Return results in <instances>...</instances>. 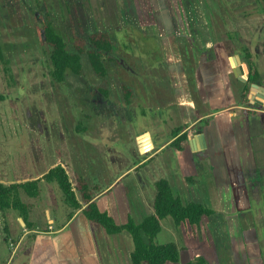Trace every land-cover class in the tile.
I'll list each match as a JSON object with an SVG mask.
<instances>
[{
  "label": "rangeland",
  "instance_id": "374dc122",
  "mask_svg": "<svg viewBox=\"0 0 264 264\" xmlns=\"http://www.w3.org/2000/svg\"><path fill=\"white\" fill-rule=\"evenodd\" d=\"M263 10L264 0H0V41L7 60L0 64V178L14 182L36 177L61 159L74 180L77 170L72 166L73 155L91 183L99 174L100 184L106 185L119 174L106 169V150L100 143H92L93 139L102 137L116 146L122 163L119 170L125 171L143 158L138 135L149 131L155 143L154 159L120 178L110 196L134 193L135 186L140 185L153 203L154 182L166 178L184 203L201 202L216 210L199 227H181L177 233L171 218L161 221L159 243L179 242L183 246L187 242V248L180 250V261L167 264H183L197 255L207 258L208 264H261L253 258L259 255L264 259V175L256 169L245 170V175L230 169L232 189L237 197H244L241 203L248 207V218L243 219L246 213H241L234 202L225 203L227 207L220 205L219 193H225V184L211 164L209 151L197 156L187 153L184 160V154L167 142L179 125L173 97L178 93L181 74L177 63L171 61L173 56L189 66L188 99L199 108L193 109L192 119L222 105L248 103V92H239L243 81L234 77L232 70L221 81L220 74L214 77L219 84L216 87L223 86L222 81L230 84L229 92H239L240 100L230 94L227 101H219L215 96L221 89L210 88L213 100L208 101L207 87L197 85L194 72L198 62L212 54L222 72L233 67L234 56L244 57L241 34L245 33L249 44L250 28L264 23ZM48 15L70 51L75 49L76 37L87 38L96 31L110 33L115 61L107 63V84L95 75L86 54L82 55V75L69 71L64 82L54 80L51 49L40 35ZM242 60L247 74L248 64ZM123 85L132 90L130 104ZM140 142L143 151L152 148L148 135ZM192 169L195 174L189 173ZM40 186V197L24 195L23 200L34 203L32 217L38 228L46 229V208L59 216L71 209L64 204L58 183L42 181ZM211 193L213 205L208 199ZM16 215L12 209L0 211V264H58L50 242L33 246L32 239L26 237L17 244L21 228ZM93 226L105 232L100 225ZM246 228L255 231V242L251 234L244 236ZM124 233L133 248L131 235ZM248 251L251 261L245 263L242 254Z\"/></svg>",
  "mask_w": 264,
  "mask_h": 264
},
{
  "label": "crops",
  "instance_id": "0c3cea01",
  "mask_svg": "<svg viewBox=\"0 0 264 264\" xmlns=\"http://www.w3.org/2000/svg\"><path fill=\"white\" fill-rule=\"evenodd\" d=\"M263 14H264V10H263ZM255 28L256 29L250 28L249 30L250 32L248 38L249 44L245 40L246 39L244 36L245 33L243 34V36L241 34V38H243V44H244V46L242 47L246 46L252 55V61L254 67L253 71L257 72L258 74V81L256 83L260 84L261 86H264V23L261 25L260 24L257 25ZM212 46L213 43L210 44V46L208 47H212ZM214 58L215 55L212 54L206 58L207 59L206 61L204 58V61L198 62L196 68L197 70L195 69L196 71L194 72V77L197 80L196 81L197 85L201 88L207 87L208 101H210L211 100L210 98L213 97L210 88L215 90V88H218L216 87V85H219L218 81L216 82L214 77L220 74L222 78L221 77L218 78L221 81V79L223 80V78L229 77L230 70H232L233 72V67H234L233 66L226 69L224 73L220 70V68H218V66L215 65ZM171 61L177 63L178 70L181 74L180 77L181 83L178 85L179 86L178 93L173 97L174 117L179 124L177 125L176 129L183 128L184 130L182 133L187 132L189 134V145L184 150H179L177 147L176 149L179 151L180 155L184 154V158H185L184 160L187 159V157H185L187 153L188 154L191 153L193 156H197V154L199 153H202L204 151H209L210 155L212 156L211 164L214 165L215 171L220 172V179L222 180L221 183L225 184L224 186L225 193L224 194L219 193L218 200H220L221 202L220 205L225 206L226 205L225 203H229L231 201L234 202L235 206L238 207L241 213L242 212L246 213L242 217L244 219L245 216L247 217L246 210L248 209V207L247 204L241 203V199L242 201H244L243 200L244 197L240 195L241 198L240 199L239 197H237L238 195H236V191L232 189L233 188L232 184L234 179H231L230 175L232 173L230 171L234 169L237 171L236 173H238L239 175H245L246 174L245 170H250L252 172L253 169H256L258 174L262 173L264 175V106L258 104L251 97V94H255L254 92H252L251 88L249 92L245 91L244 89L245 82L239 80L243 84V88L239 92H241L243 95L244 92H248V96H247L248 103L243 104L236 102L232 104H227L225 106L222 105V107L220 108L213 109L212 111H206L204 114L202 113L197 119H192L193 118L192 115L194 112L193 109H195L196 111L199 108L198 107L195 108L193 103L190 102L188 99V92H187L188 80L191 79L187 75V70L189 66L187 64V61H182V59L177 56L175 57L173 56ZM215 71H217L216 72L217 74L215 73ZM220 83L223 85V86L220 85L218 88L221 89L220 90L221 96L217 94V96H215V99L218 100L219 98L220 99L219 101L221 100L227 101V97L231 94L233 95V97L234 95H237L238 100H240L239 98H241L242 95L239 92L237 94L229 92L231 91L230 89H228L229 88L228 86H230V84L225 85L223 81ZM201 134H204L205 136V141H206L205 143L203 142L201 137L197 138V136L198 135L200 136ZM144 135L149 136V142L150 145L152 146V148L148 151H143L140 142V138ZM178 136L173 137L172 134L167 144L172 146L173 145L172 143L175 141V139ZM194 137H196V143H194V145H191L190 140H192ZM92 143L101 144V147H103L107 153L108 162H107V166L105 165L106 169L110 172H112L113 169H115V171H117L119 175L118 177H116L114 181L106 185H101L100 184L101 177L99 176V174H96L94 178V183H91V181L88 180V173L86 170H84L83 165L79 164L78 160L75 159L76 157L72 155L73 157L72 166L77 170L75 178L77 176L82 177L88 182V184L93 188L94 200L96 201L100 210L110 214V216L114 218L117 224L123 225L127 223L130 217H132L136 223H141L145 217L153 214L154 209L152 210L153 208L152 201L148 200L145 190L141 188L140 185L135 186L134 193L131 192L129 193V191L128 192L123 191L122 197L120 198L115 196L111 197L110 194L114 189L113 186L115 185V183H117L119 179L122 178L125 174H127L131 170L138 168L139 165L145 164L146 161H151L154 159L153 154L155 153L153 151L155 149V143L152 134L149 131H145L140 135H138L140 154L142 155L143 158L139 163H137L133 167L131 168L126 167L125 171L119 170L122 163L119 160V156H117L118 148H116V146H114L112 143L108 144L110 142L102 137H95ZM187 149H189L190 151H187ZM114 150L116 152H114ZM120 155L122 158L123 157L122 151L120 152ZM213 157H215V160H218V162H216L213 159ZM189 158L190 157L188 156V159ZM56 165H62L65 168L66 172L70 177V181L74 184L75 179L73 180L68 165L66 164L65 161L61 159L54 161L52 165L49 167V169L42 171L36 177L25 178L22 181L17 180L14 182L10 179L0 178V182L6 185H10L13 183L41 179L51 168L55 167ZM198 166L201 167V163H199ZM188 168H190V165L187 166V170ZM189 173L195 174L193 169ZM227 176L230 177L228 178ZM42 181L45 180L41 179V182ZM155 182L153 184L154 186H155ZM216 182H218V180ZM41 187L42 186H40V188ZM155 193L153 195L154 196L153 202L156 195ZM233 194H235V196ZM24 195L26 194L24 193L21 194L22 200ZM40 195L38 197H40ZM212 195L213 193H211L208 196V199L209 202L213 205L214 198ZM63 202L65 204L64 195H63ZM25 203H28L31 206L27 220L28 225L24 222L23 218L20 217L19 213L17 212L16 220L21 228V235L17 244H21L26 237H30L32 239L30 245L33 246H38V245L44 246L45 243L50 242L55 251L58 264H112L113 262H115L116 264H132L131 252L133 248L131 246V241L129 237L124 232L116 235H109L106 233V231L102 232L99 228L93 226L94 224L89 222L87 218L84 216L82 212L84 207L78 210H72V209L70 211L68 210L62 216H59L56 212L53 215L51 213V210L49 208H46L45 213L48 216L49 225L46 229H41L37 227L36 222L32 217V212L35 207L34 203L32 202H25ZM207 206L210 207L209 205ZM210 208L213 209L212 207ZM214 211L215 213L209 217H213L216 214V210ZM21 220H23V222ZM182 227L189 228V226L188 227L182 226ZM180 228L181 227L179 228L177 227V229H175L176 230L175 233H177L178 229ZM247 233L252 235L253 237L252 240L255 242L254 240L256 235L255 231L253 232L251 231V228H246L244 236H246ZM186 236L187 234L185 235V237ZM184 241H186V238ZM177 246L179 247L180 250L182 249L184 250L185 248H187L186 247L187 242L183 246L182 245L180 246L178 242ZM255 247L258 248L257 245ZM250 254H251L250 251L244 252L242 254L244 261L242 260V257L241 260L245 263L247 260L251 261ZM196 258H198V255L195 257L193 256L190 261ZM253 260H255L256 263L259 262L261 264H264V259H262L259 255L254 256ZM250 264H253L252 261L250 262Z\"/></svg>",
  "mask_w": 264,
  "mask_h": 264
},
{
  "label": "trees",
  "instance_id": "16d2710c",
  "mask_svg": "<svg viewBox=\"0 0 264 264\" xmlns=\"http://www.w3.org/2000/svg\"><path fill=\"white\" fill-rule=\"evenodd\" d=\"M43 41L50 47L51 75L57 82H64L66 75L71 73L80 76L83 73L82 55L88 56L90 65L95 75L104 83H108V62L115 61L114 46L111 35L106 31H96L87 38L76 37L74 50L70 51L64 36L56 29L52 18L43 21L40 30ZM244 61L248 64L245 91L250 90L251 85L258 81L257 72L253 71L252 55L246 47L241 48ZM7 63L4 49L0 41V64ZM123 93L128 104L132 100V90L123 85ZM103 91V90H102ZM105 93V91H103ZM183 128L173 131V137L178 136L172 143L179 150H184L189 145V134L183 132ZM182 133V134H181ZM47 182L58 183L64 195L65 204L72 210L82 209L83 214L91 223L100 225L107 234L116 235L128 232L133 241L131 252L132 264H166L180 261V249L175 243H159L158 235L162 230L161 221L171 218L176 227H199L204 217L215 213L213 209L198 202L184 203L177 196L170 182L161 178L155 182L156 195L153 202L154 213L145 217L141 223H136L130 217L127 223L119 225L107 212L101 211L94 200L93 188L82 177H76L75 183L62 165L51 168L43 178ZM41 179L6 185L0 182V211L15 210L27 224L30 204L25 203L21 194L29 197H38L41 194ZM28 225V224H27ZM184 264H208L205 257L200 256Z\"/></svg>",
  "mask_w": 264,
  "mask_h": 264
},
{
  "label": "water",
  "instance_id": "95a60500",
  "mask_svg": "<svg viewBox=\"0 0 264 264\" xmlns=\"http://www.w3.org/2000/svg\"><path fill=\"white\" fill-rule=\"evenodd\" d=\"M234 61V67H233V72L234 75L239 78L241 81L246 82V71L241 59V56L239 54H237L236 56H234L233 58ZM252 92H254L255 94H251V97L260 105L264 106V86H261L258 83H253L251 86ZM145 136V135H144ZM198 137H201V139L203 140V142L205 143V136L204 134H201L200 136L198 135ZM194 143H196V137H194L192 140H190V144L194 145ZM23 222V220H21Z\"/></svg>",
  "mask_w": 264,
  "mask_h": 264
}]
</instances>
